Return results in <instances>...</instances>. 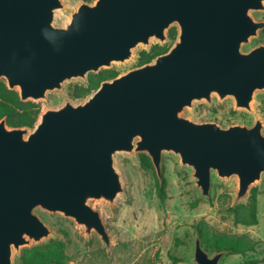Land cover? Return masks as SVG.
<instances>
[{"label":"water","instance_id":"1","mask_svg":"<svg viewBox=\"0 0 264 264\" xmlns=\"http://www.w3.org/2000/svg\"><path fill=\"white\" fill-rule=\"evenodd\" d=\"M62 8L60 0H0V80L23 102L124 63L152 39L164 43L174 25L177 41L153 63L102 82L83 103L41 113L33 130L0 121V264L48 238L37 209L73 219L109 247L89 202L111 205L122 193L117 153H145L160 180L162 153H173L202 197L215 173L236 178L237 200L245 198L264 175L261 120L221 128L182 112L212 95L252 111L255 93L264 92V45L241 47L264 29L250 15L264 11V0H95L58 27ZM224 254L210 256L196 237L194 264H218Z\"/></svg>","mask_w":264,"mask_h":264},{"label":"rangeland","instance_id":"2","mask_svg":"<svg viewBox=\"0 0 264 264\" xmlns=\"http://www.w3.org/2000/svg\"><path fill=\"white\" fill-rule=\"evenodd\" d=\"M60 2L63 8L56 11L54 24L64 27L70 22L71 14L85 2ZM250 15L256 22H264V11H252ZM171 27L177 29L175 25ZM169 29L165 32L164 43L152 39L149 46L139 45L133 49L130 60L90 74L106 76L117 73L120 76L138 68L137 58L141 52L174 45L169 39ZM259 45H264V29L243 44L241 51L247 53ZM86 84V80L73 79L66 81L60 91L48 92L46 99L38 102L41 113L58 109L68 101L74 105L83 103L86 99L72 100L67 92ZM251 108V112L236 109L232 98L220 100L217 95H212L209 103L195 101L192 107L184 109L182 116L194 123H215L221 128L251 127L259 119L264 134V92L255 93ZM114 161L122 193L111 205L103 201L89 202L91 208L100 214L110 237V246L107 247L94 231L86 234L84 227L73 219L37 209L34 213L49 228L50 235L40 243L21 246L19 252L13 251V264H21L20 255L36 246H47L58 253L63 264H194L198 225L207 226L226 237L244 236L255 242L254 249L243 254L224 252L218 264H264V175L249 187L245 198L237 200V179H221L212 173L209 196L202 197L192 170L182 166L173 153H162L161 180L145 153H117ZM252 194L256 195L257 224H234L230 210L237 204H247Z\"/></svg>","mask_w":264,"mask_h":264},{"label":"trees","instance_id":"3","mask_svg":"<svg viewBox=\"0 0 264 264\" xmlns=\"http://www.w3.org/2000/svg\"><path fill=\"white\" fill-rule=\"evenodd\" d=\"M85 3L92 4L95 0H84ZM169 39L174 44L177 41L178 31L175 27L169 29ZM171 47H157L149 52H141L137 58V67L152 63L158 56L167 53ZM118 77L117 73L111 75L89 74L85 86H75L69 89L67 95L72 100H85L94 93L104 81H109ZM41 114L39 103L33 101L23 102L19 98V93L9 90L4 80H0V121L5 119L9 128H28L33 130ZM147 159V157L145 156ZM233 221L236 225L254 226L257 224L256 195L252 194L247 204H237L230 210ZM198 237L203 249L210 255L220 252H232L243 254L252 251L255 242L244 236L226 237L219 232L212 231L204 225L196 226ZM58 248V246H55ZM21 264H63V260L58 253L49 250L47 246L34 247L27 253L20 255Z\"/></svg>","mask_w":264,"mask_h":264},{"label":"bare ground","instance_id":"4","mask_svg":"<svg viewBox=\"0 0 264 264\" xmlns=\"http://www.w3.org/2000/svg\"><path fill=\"white\" fill-rule=\"evenodd\" d=\"M56 14V13H55Z\"/></svg>","mask_w":264,"mask_h":264}]
</instances>
